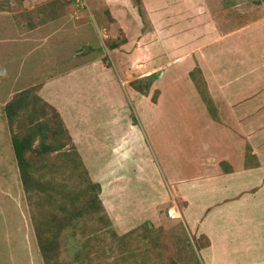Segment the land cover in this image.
Listing matches in <instances>:
<instances>
[{"label":"rangeland","instance_id":"1","mask_svg":"<svg viewBox=\"0 0 264 264\" xmlns=\"http://www.w3.org/2000/svg\"><path fill=\"white\" fill-rule=\"evenodd\" d=\"M262 17L264 0H0V264H45L39 235L57 246L52 264H203L173 177L198 176L206 147L237 169L259 159L263 176L264 101L223 102L234 83L264 95V55L246 36ZM146 35L189 52L129 61L123 45ZM239 107L241 121L226 116ZM39 123L62 147L32 155L27 195L11 139Z\"/></svg>","mask_w":264,"mask_h":264},{"label":"crops","instance_id":"2","mask_svg":"<svg viewBox=\"0 0 264 264\" xmlns=\"http://www.w3.org/2000/svg\"><path fill=\"white\" fill-rule=\"evenodd\" d=\"M260 29L252 32V37L247 31L246 36L247 39H252V49H256L255 46H258L264 55V26L263 29ZM244 31L238 30L236 33H243ZM171 37L164 38L163 36V45H159L156 42L153 45H146L144 43L145 39H148V35H146L139 38V42L130 40L123 46L130 48V50L132 49L129 61L138 59L143 62H150L154 61L156 55L160 57L158 61H162V52L163 54L166 53L172 60L177 58L174 61L181 60L179 56L187 54L189 48H181L179 45L172 48V43L178 41V39L175 38L176 36ZM243 42V46L247 44L245 41ZM241 45L242 43L239 46ZM239 50L242 52L241 56L246 55L248 57L244 49ZM262 60L264 61V59ZM259 66L263 67L264 64L259 63ZM172 67L177 70L180 65L176 62ZM219 82L224 81L221 80ZM234 84L237 89L234 93H237L231 94V98L236 100L229 101L226 98L223 100L224 103L232 104L234 102L236 104L238 101L243 103L244 98H247L248 100L245 102H251L252 105L245 108L249 110L250 107L255 110L257 105L252 102H259V99L264 101V95L254 94L253 86L246 91L249 94L246 95L247 97L244 96V92L241 93V97H238V89L243 87H239L236 83ZM244 87H248V85H244ZM216 103L215 107L219 108ZM245 108L239 107V110L242 109L240 110L241 112L236 111L235 113L228 110L226 111V116L235 118L237 121L244 117L242 112H244ZM255 113L258 115L256 111ZM198 114L202 115L200 112ZM208 117L203 116L206 121L211 120V116L209 119ZM204 151L207 153L208 159H205L204 163L200 162V166L203 169L200 170L198 176L191 179L173 177L174 181L171 179V181L179 183V186L174 188V190L178 198L183 201L182 208L178 210L183 227L187 226V223L190 225L187 226L188 234L192 238L194 245L196 242L198 243V249H196L203 255V264H264V173L263 176L258 173V171L263 170L260 168L262 165L259 159L257 158L258 165L256 168L245 169L243 167L237 169L231 163L233 160L229 161V158H227L228 153L226 151L221 152L223 153L221 157L220 150L215 148L210 147L208 151L206 147ZM214 163L216 167H219V170L216 168L212 172L210 168ZM222 166L230 167L229 169L221 170L220 167ZM248 173L249 175L247 176L246 174ZM251 173H258V176L251 179ZM199 197L200 200L198 199Z\"/></svg>","mask_w":264,"mask_h":264},{"label":"trees","instance_id":"3","mask_svg":"<svg viewBox=\"0 0 264 264\" xmlns=\"http://www.w3.org/2000/svg\"><path fill=\"white\" fill-rule=\"evenodd\" d=\"M9 104L6 106L7 110L8 109L10 110ZM54 118L57 119L56 114H54ZM32 130H33L32 134H24L22 136L19 134H15L13 135L11 139V147H12L14 159H15V162L18 168L19 179L23 186L24 192L27 193V195H30L34 191L32 190V185L35 181L34 176L32 174L33 167H34V163H32V159H33L32 155L36 153L38 157L45 158L51 155V153L59 151L62 147L61 143L57 141L49 142V143L46 142V138H45L46 135L44 133V126L42 125V123L37 124V126L34 127ZM61 131H62V127H60L59 129L60 133ZM53 134H57V133L54 132ZM37 137L39 138L38 148L35 149L33 148V143L36 142ZM67 155H70L69 157L73 158L78 166L80 165L81 160L79 158V155L76 152H73L71 154L69 153ZM89 186L91 187L93 191H96L99 188L97 184H89ZM88 206L89 205L87 203L83 205L84 208H87ZM84 210H87V209H84ZM77 213H80V212L76 211L74 214L78 216ZM58 222H61V221L58 220ZM58 225H62V224L58 223ZM145 233H147V231ZM53 236L56 237V235H53ZM50 238H51L50 236L48 237L43 236V235L38 236V247H39L40 255L45 264H52V261L55 259L57 255L56 254L57 246H55L54 242L51 241Z\"/></svg>","mask_w":264,"mask_h":264},{"label":"built area","instance_id":"4","mask_svg":"<svg viewBox=\"0 0 264 264\" xmlns=\"http://www.w3.org/2000/svg\"><path fill=\"white\" fill-rule=\"evenodd\" d=\"M167 215L173 218L176 215V211L174 209H170L168 210Z\"/></svg>","mask_w":264,"mask_h":264}]
</instances>
